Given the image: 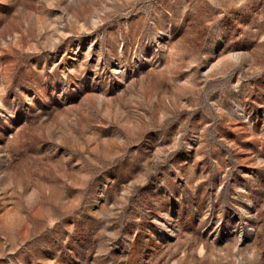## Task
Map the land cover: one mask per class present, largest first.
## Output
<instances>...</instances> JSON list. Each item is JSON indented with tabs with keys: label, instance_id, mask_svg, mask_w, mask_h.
Returning <instances> with one entry per match:
<instances>
[{
	"label": "rangeland",
	"instance_id": "374dc122",
	"mask_svg": "<svg viewBox=\"0 0 264 264\" xmlns=\"http://www.w3.org/2000/svg\"><path fill=\"white\" fill-rule=\"evenodd\" d=\"M0 264H264V0H0Z\"/></svg>",
	"mask_w": 264,
	"mask_h": 264
}]
</instances>
